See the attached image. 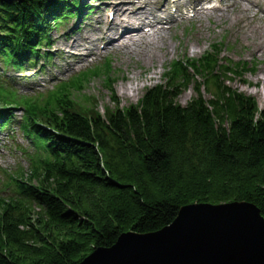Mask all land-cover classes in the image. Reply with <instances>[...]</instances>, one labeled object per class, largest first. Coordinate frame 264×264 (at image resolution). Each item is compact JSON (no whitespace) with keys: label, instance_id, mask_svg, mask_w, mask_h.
Masks as SVG:
<instances>
[{"label":"trees","instance_id":"1","mask_svg":"<svg viewBox=\"0 0 264 264\" xmlns=\"http://www.w3.org/2000/svg\"><path fill=\"white\" fill-rule=\"evenodd\" d=\"M76 5L0 2V54L9 49L10 62L23 56L50 18ZM217 53L176 63L165 85L137 105L113 102L104 117L95 99H72L88 77L45 104L27 102L25 132L46 151L28 184L15 180L21 198L0 200V264H80L124 233L163 229L193 204L247 202L264 218V111L229 86L241 70L220 64ZM189 84L194 96L182 106L177 98Z\"/></svg>","mask_w":264,"mask_h":264},{"label":"water","instance_id":"2","mask_svg":"<svg viewBox=\"0 0 264 264\" xmlns=\"http://www.w3.org/2000/svg\"><path fill=\"white\" fill-rule=\"evenodd\" d=\"M80 264H264V218L247 202L188 205L163 229L124 233Z\"/></svg>","mask_w":264,"mask_h":264},{"label":"rangeland","instance_id":"3","mask_svg":"<svg viewBox=\"0 0 264 264\" xmlns=\"http://www.w3.org/2000/svg\"><path fill=\"white\" fill-rule=\"evenodd\" d=\"M111 0H97L95 2H92L91 7L95 10L92 13V20L97 18L98 16H105L107 8L111 6L110 3ZM167 0H163L162 6L165 5ZM179 1V0H174ZM180 1H187V0H180ZM264 1V0H260ZM171 2V1H169ZM165 7V6H164ZM214 20H217L216 17H214ZM254 22V18L251 17L250 21L247 24L248 26H251V24ZM76 23V22H75ZM71 24L69 28H72L74 24ZM215 25L214 22L209 23L208 18L207 19H201L199 21H191L187 20L185 22L179 23L176 27L172 29V32L170 34L165 35V41L170 44L174 50L172 52V56L166 60V62H162V64H156L152 67H150V70L146 73H143L142 71H138L135 66V62L131 60H123L122 63H120L119 59V53L118 52H111L110 55L113 59V66L117 67L116 71H121L125 76L124 81H120L116 84L115 87V94L116 98L119 100L120 104L123 107L129 106L131 104H135L140 97L145 93V91L156 85L160 84L162 80V73L165 65L171 60L178 57L183 56V52H185L190 58L192 57H199L204 53L206 50L210 48L212 44L219 43L220 40H222V46L221 49L224 52L228 51L229 47H226L225 42L228 39V44H234L235 43V49L239 52L244 53V44H246V40L249 38H243V35L241 33L237 35H229L227 33L219 32L220 28L217 27L216 29V37H213L212 34V26ZM198 27L202 28L201 36L196 39L195 43H191L192 39L195 38V31L198 29ZM85 28V27H84ZM84 28L82 30H84ZM209 31V32H208ZM68 32H62V30H53L50 34L51 39L53 41H57L55 43L56 48L63 49L66 53H70L67 58V60L70 63H73L76 65L74 68L75 70L78 68H84L90 62H96L99 58L96 59L90 58L88 55H86V50L84 49V44L80 42H76L73 40H76V37L74 35L67 36ZM67 39H66V38ZM66 39V40H64ZM240 40V42L238 41ZM73 41V42H72ZM67 43V44H66ZM221 43V42H220ZM177 49L175 48V46ZM73 51V52H72ZM75 53V55H71ZM78 55L79 58H84L81 61V63L74 62ZM229 57H232L233 54H228ZM256 64L257 68L256 73H249L245 77L246 85L242 83L239 78L235 77L233 82H230V86L234 89H237L238 91L252 96L256 99L258 106L260 109H264V56H259L256 58ZM68 65H66L62 71V73L59 76L66 77L69 72L67 71ZM146 68V66H144ZM56 72V71H55ZM7 74L10 75L8 77L9 79H14L15 81L18 80V86L22 92L29 91L33 86H35V89L46 85L51 80V74H54V70H47L44 74H41V69L37 68H30L26 69L24 71H12L8 70ZM121 77L122 74H119ZM39 78V79H38ZM102 80H93L91 83H89L85 88L84 91L81 93H75L73 96V99L75 100V103L81 104V103H87L90 98H94L97 110L100 113H103V109L109 105V93L106 92L103 87ZM133 87L132 92H130L129 88ZM194 96L193 90L191 87L187 90H184L178 98L177 102L184 106L192 97ZM26 142L22 141V147L25 148ZM22 165L20 161V157L16 152L13 150V145L8 143V140L5 138L3 140V143L0 144V168L2 170H5L7 172H15L19 169V167ZM22 167L25 169L26 165L23 164ZM28 170H26L25 173L28 174ZM2 179L0 178V181Z\"/></svg>","mask_w":264,"mask_h":264},{"label":"bare ground","instance_id":"4","mask_svg":"<svg viewBox=\"0 0 264 264\" xmlns=\"http://www.w3.org/2000/svg\"><path fill=\"white\" fill-rule=\"evenodd\" d=\"M203 2H214L217 6L207 10L203 7ZM122 3L124 5L118 6L122 9L115 12V18L110 23L96 27L101 30V39L107 41L112 48L124 51L128 57L136 56L148 66H153L154 62L161 63L169 57L172 47L165 41V31L157 27L161 23L154 22L157 15L156 2L123 0ZM191 6L196 20L206 17L221 30L230 31L231 34L243 31L245 22L251 14H255L257 23L252 29L247 53L253 58L264 56V7L262 10L251 0H191ZM214 17L217 20H214ZM172 19L171 16L166 18L167 21ZM132 22L139 24L146 22L143 24L150 27V34L142 35L138 26L134 27L137 30H132L133 27L128 26ZM114 32L118 33L116 40L112 37ZM213 35H216V30L213 31ZM129 90L132 92L133 87L131 86Z\"/></svg>","mask_w":264,"mask_h":264}]
</instances>
